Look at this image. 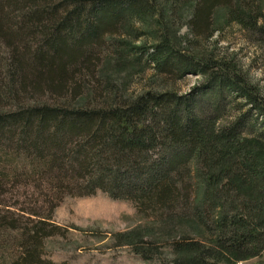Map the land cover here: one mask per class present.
Returning <instances> with one entry per match:
<instances>
[{
    "label": "trees",
    "instance_id": "trees-1",
    "mask_svg": "<svg viewBox=\"0 0 264 264\" xmlns=\"http://www.w3.org/2000/svg\"><path fill=\"white\" fill-rule=\"evenodd\" d=\"M174 1L194 6L188 53L163 28L157 0H0V189L27 171L55 195L101 192L200 229L208 244L173 240V264L247 261L264 251V96L232 55L203 45L236 25L264 46V0ZM105 53L120 70L131 62L164 83L206 84L119 97L98 78ZM237 101L243 115L219 124ZM2 201L9 263L54 264L43 242L55 236V206L28 213Z\"/></svg>",
    "mask_w": 264,
    "mask_h": 264
},
{
    "label": "rangeland",
    "instance_id": "rangeland-1",
    "mask_svg": "<svg viewBox=\"0 0 264 264\" xmlns=\"http://www.w3.org/2000/svg\"><path fill=\"white\" fill-rule=\"evenodd\" d=\"M157 3L163 28L169 31L171 41L177 49L188 53L183 41L191 39L187 22L192 16L193 4L174 0H157ZM215 18L223 23L225 11L218 10ZM256 39L240 27L231 25L204 44L203 49L220 56L232 55L248 80L264 96V46L256 43ZM214 42L217 45L214 46ZM108 57L106 53L101 56L98 78L111 81L119 97H136L148 90L175 91L181 96L198 94V90L206 84L205 79L197 75H186L181 81L164 83L150 69L143 70L128 62L120 70L114 62L107 63ZM239 104L240 101H237L233 107L227 108L219 124L224 125L238 118L242 114L238 113ZM19 172L15 180L0 189V200L5 206L28 213L46 214L55 206L52 217V223L57 228L55 236L43 242L44 259L54 264H173L176 260L170 245L173 240L186 235L208 244L200 229L191 222L164 223L154 213H141L135 204L113 200L101 192L89 197H74L65 191L55 195L46 180L28 178L27 171ZM28 218L26 215L22 220L23 226H26ZM0 249L3 256V259L0 257V264H10L9 248L2 246ZM143 249L147 251V260L136 254ZM234 264H264V251L258 257Z\"/></svg>",
    "mask_w": 264,
    "mask_h": 264
}]
</instances>
